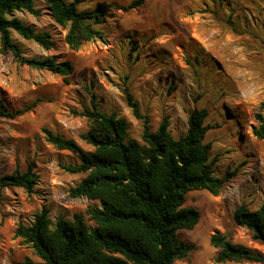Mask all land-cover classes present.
Returning <instances> with one entry per match:
<instances>
[{
	"label": "rangeland",
	"instance_id": "obj_1",
	"mask_svg": "<svg viewBox=\"0 0 264 264\" xmlns=\"http://www.w3.org/2000/svg\"><path fill=\"white\" fill-rule=\"evenodd\" d=\"M65 1H77L78 10L89 12L104 5L101 21L90 20L102 36L71 49L64 41L66 28L53 20L44 0H34L37 14L15 10L8 16L50 35L53 45L44 48L11 32L26 57L68 61L67 81L19 64L0 44V99L12 110L40 99L22 115L0 117V171L31 165L39 176L31 192L18 186L0 190V264H16L25 256L39 259L14 235L16 226L29 224L36 213L45 210L54 223L76 212L87 217L86 209L99 204L69 195V187L85 173L64 169L79 159L48 142L43 128L91 150L79 137L89 128L79 112L91 108L93 99L101 111L124 117L127 136L140 140L143 119L133 115L126 91L151 130L166 118L175 137L186 132L193 109L207 112L204 141L210 144L214 173L224 181L217 195L205 189L187 192L184 205L195 207L199 218L178 236L193 249L172 264H262L215 262L217 249L210 238L225 233L264 255V243L232 220L238 205L255 209L264 203V138L252 133L255 114L264 113V0H145L129 11L115 5L131 0Z\"/></svg>",
	"mask_w": 264,
	"mask_h": 264
},
{
	"label": "trees",
	"instance_id": "obj_2",
	"mask_svg": "<svg viewBox=\"0 0 264 264\" xmlns=\"http://www.w3.org/2000/svg\"><path fill=\"white\" fill-rule=\"evenodd\" d=\"M53 20L66 28L64 41L71 49L101 37L93 21H101L104 5L96 11L77 9V1L44 0ZM145 0H131L115 5L123 11L141 6ZM15 10L37 14L34 0H0V44L16 62L37 69H45L64 77L71 72V64L56 57H26L13 41L14 30L25 39L44 48L53 43L47 32L36 31L17 17H9ZM126 99L136 118L143 119L140 140L127 136V121L115 113L101 111L92 99L91 108L79 115L86 117L89 128L79 137L92 146L82 148L73 138L64 137L43 128L46 140L57 149L74 153L79 162L64 169L84 172L83 178L69 187L71 197H86L99 204L89 206L85 214L76 212L67 220L58 217L52 223L45 210L34 215L29 224H18L14 235L33 249L39 258L25 256L16 264H172L186 257L193 245L179 239L181 229H191L198 221L199 211L185 206L190 190L205 189L217 195L223 178L214 173L210 160V144L204 141L210 125L204 123L205 108H195L187 118V130L175 137L169 122L163 118L151 130L147 117L139 111L137 102L126 91ZM40 99L17 109H9L0 99V117L14 118L32 109ZM264 108V101L261 103ZM257 125L252 133L264 138V113L255 114ZM38 174L31 165L24 171H0V190L18 186L33 190ZM236 225L247 227L252 238L264 243V203L255 209L240 204L232 212ZM90 221L91 223H88ZM211 244L217 249L215 262H258L264 255L257 250L232 242L225 233H213Z\"/></svg>",
	"mask_w": 264,
	"mask_h": 264
}]
</instances>
